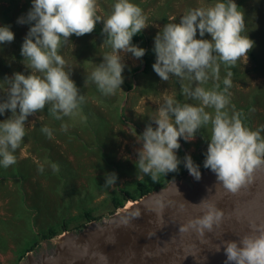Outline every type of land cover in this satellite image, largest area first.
Instances as JSON below:
<instances>
[{
	"label": "clouds",
	"instance_id": "1",
	"mask_svg": "<svg viewBox=\"0 0 264 264\" xmlns=\"http://www.w3.org/2000/svg\"><path fill=\"white\" fill-rule=\"evenodd\" d=\"M240 8L236 0H217L206 8L189 9L178 23L164 24L155 35L153 71L164 82L173 76L192 81L193 86H182V92L199 101V105L181 104L173 97H165L155 116L138 134L136 168L153 182L160 174L178 171L181 163L196 180L201 178L200 166L191 155L186 154L181 160L177 152L181 139L194 140L197 132L209 124L211 136L203 166L215 173L218 183L228 192L237 193L251 180L253 171L264 165V126L252 130L244 125L241 114L229 115L227 110L230 99L226 93L232 84V72L223 80V90H219V84L211 89L202 86L210 79H220L221 64L234 67L254 46L249 36L242 35L245 14ZM146 21L142 8L131 0H116L106 19L98 14L97 0H31L30 9L18 17L17 23L29 25L20 55L22 61H27L25 67L34 72H14L3 79L7 88L0 96V116L11 114L0 121V167L8 168L17 162L14 153L24 140L29 117H35L46 106L58 120L70 117L84 102L80 88L71 78L73 71H66V61L59 54L62 44L71 41L73 35L91 34L102 22L103 43L111 52L102 56L84 83L90 80L102 94L114 95L125 80V57L130 53L139 60L146 54V49L132 42L148 27ZM206 34L211 39L204 38ZM14 40L11 25H0V45ZM206 108L214 109V114ZM62 127L66 130V125ZM41 131L51 138L52 131L47 126ZM117 178L115 172L105 173L104 186H115ZM205 208L202 218L190 222L192 227L199 225L201 232L211 231L223 217L216 206L206 204ZM222 245L225 264H264V232L244 235L238 241H222ZM220 248L218 245L215 250L219 252ZM100 259L106 260L103 256Z\"/></svg>",
	"mask_w": 264,
	"mask_h": 264
},
{
	"label": "rangeland",
	"instance_id": "2",
	"mask_svg": "<svg viewBox=\"0 0 264 264\" xmlns=\"http://www.w3.org/2000/svg\"><path fill=\"white\" fill-rule=\"evenodd\" d=\"M115 2L116 0H97L98 14L106 19L111 14ZM131 2L140 6L144 15L147 17L146 23L148 27L143 30L144 35L149 40V43L154 44V37L165 24V19L169 21L168 23L175 21L178 23L179 17L184 15L189 9L197 7L206 8L216 3L217 0H131ZM8 3L9 1L6 0L0 1V7H4ZM245 3L246 7L249 8L250 18L252 19L251 28L253 30L256 29L257 33L264 31V0H246ZM12 4H15V7H13L8 18H5L2 10H0V25L9 21L11 30L15 33L14 42L0 45V65L6 66L4 69V78L11 76L14 72H21V69H28V71L34 72V70L25 67L27 61H22V56L18 58L12 54L13 50L20 54L23 38L28 32L29 25H20L17 23V19L21 15L26 14L30 9L31 0H13ZM99 23L103 26L102 22ZM245 29H247L246 19ZM257 35L258 39L262 40L257 45V48L261 49L264 41V33ZM205 37H209V35L206 34ZM197 38H200L199 34H197ZM70 39L71 41L62 44L59 54L66 61V71H73L71 78L82 89L84 98L86 97L85 101L87 105H93L94 108L89 111L85 106H82L74 115L70 117L65 116L59 120L48 112V108L38 112L35 117H29L28 125L25 129L28 136L24 137L20 148L14 154L17 160L26 155L31 156L29 149L33 131L36 129V126H47L52 131L50 141L53 139L52 144L54 146L49 147L51 153H59V160H61L62 167H67L64 173L68 178H66L67 181L72 184L74 182V185L82 193L83 185L86 184L85 179L81 176V167H84V163L83 159L76 157L74 151L70 148L73 140L68 137L67 130L77 129L81 133V126H86L85 120L89 116L92 119L94 118V122L103 118L109 127H113L111 137L116 144V158L121 162H128V165H131L133 162H138L136 160V149L140 147L136 141V139H139L138 134L143 132L146 124L149 123V118L155 116L156 108L159 104L163 103L164 97L170 96L181 104L191 103L197 106L199 105V101L189 99L182 92V86H193L192 81L187 79L180 81L178 77L174 76L170 77L167 82L161 81L152 69L154 62L150 65L148 72L142 73L143 65L140 59L133 58L130 53L125 57L127 66L123 73L125 80L121 86L122 88L117 89L114 95H107L111 97V101H106V99H103L106 95L102 94L93 82L89 80L87 83H84V80L102 61V56L105 53L111 52V48L92 33L82 37L73 35ZM83 39H86V42ZM121 55L123 56L124 54L121 53ZM18 63L22 64V67ZM235 66L243 75L238 78L226 95L231 96L236 105L250 104L253 94L249 93V91H254L257 88L256 91L257 93H261V98L249 109V113L252 114L251 118L253 119V123L256 126L264 121V72H261L260 69L257 71L252 70L253 62L248 55L240 58ZM132 68H136V71L130 72L128 70ZM35 74L40 75V73ZM6 88V82L3 80L0 82V96L3 95L2 92ZM98 96L101 99H98ZM229 109L230 106H228ZM98 110L100 111L97 113ZM113 110L114 112L116 110L119 113L121 112L124 119L121 120L114 117ZM205 110L214 114V109L212 108H206ZM10 114V112H6L4 116H0V121L6 119ZM64 125H66V130L62 127ZM153 126L155 127V125ZM59 130L61 134L57 133ZM108 134L110 136V133ZM210 136L211 124L201 128L197 132L194 140L185 142L181 139V147L177 152L178 157L183 160L186 154H190L193 161L200 166L202 154H205L207 151ZM58 155L53 154L52 156L57 157ZM33 162L35 165L40 164V161L35 156L27 159V165H31ZM78 163L81 164V167L77 165ZM182 164L179 165L178 171L176 172H170L168 175L160 174L155 182L151 180L150 176H145L139 170L137 175L132 176L121 175L122 173L114 170L119 175V178L115 182L116 185L110 186L109 189L126 187L136 178H145L144 180L148 186L158 187L165 182L168 176L176 175ZM14 166L15 164L11 167ZM21 166L23 167V164ZM85 167L92 170L89 160H85ZM183 170L185 171L181 175L187 171L184 166ZM107 172V170L103 171V173ZM16 176H8L3 183L6 187L3 185L0 186V264H18L19 261H17L16 251L27 243L28 240L24 242L27 238L30 239L31 237L28 235L26 237L24 234V218L20 215L21 206L18 201L19 190L16 188ZM36 179H30V183H33ZM41 179L43 183L46 181L43 177ZM21 184L22 179L19 181V186L23 189V184ZM26 190L29 191V188L26 187ZM130 190L134 195H137L139 192L138 188H131ZM32 193L34 194V192H31L28 194V197L29 195H33ZM41 195H43L42 192ZM104 199L106 200L103 201ZM36 201L38 200H32L34 204L39 206L40 211L38 210V215L41 218L49 219L52 218V215H58L60 212L59 201L61 200L59 198L56 199V197L51 195H43L38 202ZM125 203L127 204L128 201L126 200ZM86 206L93 207V214L101 215V217L109 215L111 211V201L107 199L106 193L98 194L95 192V197L89 200ZM40 226L41 224L36 225L33 223L34 229ZM50 245V240H43L37 246H41L40 248H49Z\"/></svg>",
	"mask_w": 264,
	"mask_h": 264
},
{
	"label": "water",
	"instance_id": "3",
	"mask_svg": "<svg viewBox=\"0 0 264 264\" xmlns=\"http://www.w3.org/2000/svg\"><path fill=\"white\" fill-rule=\"evenodd\" d=\"M200 172L199 180L187 170L127 199L128 207L124 203L105 217L64 230L49 239V248L37 246L18 264H225L222 241L264 232V165L235 194L210 169ZM206 204L222 210L223 217L211 231L201 232L190 222L202 218Z\"/></svg>",
	"mask_w": 264,
	"mask_h": 264
},
{
	"label": "trees",
	"instance_id": "4",
	"mask_svg": "<svg viewBox=\"0 0 264 264\" xmlns=\"http://www.w3.org/2000/svg\"><path fill=\"white\" fill-rule=\"evenodd\" d=\"M6 1H9V3L4 7H0V10H2V13L5 15L4 17L8 18L13 7H15V4H12L13 0ZM245 1L246 0H236V3L241 7L239 10L241 12H244V16L246 19L247 29L244 30L242 35L249 36V38L254 41V46L248 53L249 58L253 62L252 70L257 71L258 69H260L261 72H264V41L262 43L263 45L261 49L257 48V45L262 42V40L258 39L257 34H262L264 33V31H259L257 33L256 29L253 30L251 28L252 19L250 18V11L249 8L246 7ZM168 22L169 21L165 19V24ZM5 24L10 25V22H5L2 25ZM102 27L103 26L98 22L95 31L92 32V34L96 35L101 41H103L104 39V37L101 35ZM204 38L211 39L210 36ZM83 40L86 42V39ZM132 42L146 49V54L140 59V61L143 65L142 73L148 72L150 69V65L155 62V54L153 52L154 44L149 43V40L144 35V31L134 36ZM12 54L16 55L18 58L21 57V55L17 51L13 50ZM19 65L22 67V64ZM0 66V82H2L5 76L4 69L6 66ZM128 70L130 72H135L136 68ZM229 71L232 72V84L231 87L228 88V90L231 89L238 78L243 75V73L238 70L236 66L228 68V66H225L224 64L220 65V79L218 81L210 79L206 84L202 86L206 89H211L215 84H219V90H223L225 88L223 80L225 79ZM21 72L27 75L30 71H28V69H21ZM256 90L249 91V93L253 94V96L251 97L252 102L250 104L236 105L233 102L234 100L231 98V96H229L230 109H227L229 115L233 113L241 114L240 118L242 119L244 125L252 130H257L264 126V121L255 126L253 123V119L251 118L252 114L249 113V109L253 107L254 104L257 103V100L261 98V93H257ZM80 93L84 96L81 88ZM97 98L101 99L100 96H98ZM103 99H106V101H111V97L109 96H106ZM82 106H85L89 111L94 108L93 105H87L85 99L80 108ZM99 111L100 110H98L97 113ZM113 115L118 119H124L122 113H119L117 110L115 112L113 110ZM93 119L89 116L85 120L86 126H81L82 134L77 129L67 130L68 137L73 140L70 148L74 151L76 157L83 159L84 163V167H81L80 163L77 164L79 165V167H81V176L85 179L86 183L83 185L84 188L82 193L74 185V182L72 184L67 181L68 178L64 175L67 167H62L61 160H59V153H51L49 147L54 146L52 144L53 139L50 141L51 138H49L45 133L41 131L43 127L41 125H39V127L36 126V129L32 133V140L29 149L31 156L26 155L19 158L14 167H8H11L10 169L0 167V177H2L0 178V186H5L3 183L4 181H6V178L8 176L18 175L16 176L17 179L15 180V182L16 188L19 190L18 201L21 206L20 215H22V217L24 218V234L25 236H31L30 239L27 238L24 241L26 242L28 240L27 243L16 251L17 261H19L26 252L33 250L41 241L49 240L62 233L64 230L78 229L91 220L101 218V215L99 216L93 214V207L86 206V203L89 200H92L93 197H95V192H97L98 194H107V199L111 201V211L109 212L111 213L118 207L123 206L127 199H136L142 194H145L164 185L169 180L177 178L181 175L182 172L185 171L183 170L184 165L182 164L179 172H177L176 175L168 176L165 182L158 187L148 186L144 180L145 178H136L126 187H123L121 189L113 188L110 190V187L104 186L105 173H103V171L107 170V173H112L114 172V170H117L122 173L121 175H137L138 167L136 168V166L138 165V162H133L131 163V165H128V162H121L120 160H118L115 154L116 144L111 137L113 127H109L108 123H106L103 118H100L96 122H94ZM57 133L61 134V131L59 130V132ZM108 133H110V136ZM261 135L264 136V131L261 132ZM25 136H28V133H26ZM53 154H56L58 156H52ZM91 155L93 156L92 158ZM32 156H35L36 159L40 161V164L35 165V163L33 162L31 165H27V159L32 158ZM204 159L205 154H202V160L200 161V170L204 168ZM85 160H89L92 170H89V168L85 167ZM21 164H23V167L21 166ZM52 165L57 166L56 170L53 169ZM41 167H43V171H40ZM42 177L46 180L44 183L42 182ZM117 177L119 178L118 174ZM32 178L37 179L33 183H30V179ZM118 178L116 182L118 181ZM20 179H22L23 189H21L19 186ZM26 187L29 188V191L26 190ZM131 188H138V194H132V191L130 190ZM31 192H34V194L32 193L33 195H29L28 197V194ZM41 192L43 193V195H51L56 197V199L59 198L61 200L59 201L60 212L58 213V215H52V218L49 219L41 218L38 215L39 206L37 204H34L32 200L36 199L39 201L40 198L43 197V195H41ZM105 200L106 199H104L103 201ZM33 223H35L36 225L41 224V226L34 229Z\"/></svg>",
	"mask_w": 264,
	"mask_h": 264
},
{
	"label": "bare ground",
	"instance_id": "5",
	"mask_svg": "<svg viewBox=\"0 0 264 264\" xmlns=\"http://www.w3.org/2000/svg\"><path fill=\"white\" fill-rule=\"evenodd\" d=\"M164 99H165V97H164ZM161 100V99H160ZM64 155V154H63ZM33 179V178H32ZM28 188V187H27ZM131 204V202H128L127 204H126V206L128 207L129 205Z\"/></svg>",
	"mask_w": 264,
	"mask_h": 264
}]
</instances>
